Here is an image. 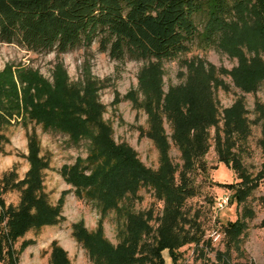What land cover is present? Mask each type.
I'll return each mask as SVG.
<instances>
[{
    "label": "rangeland",
    "instance_id": "obj_1",
    "mask_svg": "<svg viewBox=\"0 0 264 264\" xmlns=\"http://www.w3.org/2000/svg\"><path fill=\"white\" fill-rule=\"evenodd\" d=\"M225 4L232 11L225 23L220 18L211 26L212 42L196 41L177 60L115 61L98 42L63 55L0 42V211L20 205L25 187L17 184L37 159L46 165L43 196L58 214L53 225L31 229L13 244L15 264H50L54 246L69 264H106L93 260L74 233L101 231L114 247L133 245L130 216H141L152 230L140 244H154L171 208L150 174L179 189L189 177L190 194L174 230L179 239L200 241L182 248L175 261L168 256L167 264H264V0ZM196 22L202 32L206 18ZM58 101L80 119H101L109 139L147 171L137 193L107 214L64 173L79 164L90 174L91 140L76 143L38 123L39 108L57 109ZM221 158L233 160L235 169ZM103 178L114 186L115 175ZM237 190L240 204L214 208ZM169 196L176 205L181 195ZM215 230L218 242L210 236ZM24 241H31L27 248ZM0 264H9L7 256Z\"/></svg>",
    "mask_w": 264,
    "mask_h": 264
},
{
    "label": "trees",
    "instance_id": "obj_2",
    "mask_svg": "<svg viewBox=\"0 0 264 264\" xmlns=\"http://www.w3.org/2000/svg\"><path fill=\"white\" fill-rule=\"evenodd\" d=\"M225 2L226 0H0V42L16 44L36 53L56 52L58 55L81 47L88 49L98 42L100 50L108 53L115 61L177 60L189 54L196 41L212 42L211 26L220 18L226 22L228 17L225 16L232 11ZM198 16L206 18L202 32L196 22ZM56 106L58 108L52 110L39 108L38 123L65 131L76 143L83 138L91 140V152L87 158L88 165L93 168L90 174L85 175L86 171L79 164L64 172L68 176V183L75 186L81 196L86 194L89 200L98 201L103 213L107 214L109 210L117 208L127 195L137 193V181L140 178L150 176L159 196L165 197L171 208L158 230L153 246L148 243L140 244L143 235L148 237L152 231L147 223L143 224L141 216H130L128 219L127 231L130 230L129 235L137 240L133 245L114 247L100 236L101 231L91 235L82 229L74 233L77 240L87 247L93 260L106 264H167L168 256L175 261L182 248L191 243H199L198 238L190 237V240H185L184 235L179 239L178 231L174 230L177 221L183 218L181 208L184 198L190 194L188 176L180 180H183V189L175 188L166 179L154 174L147 176V171L132 160V154L127 149L109 139L101 119L89 114L80 119L71 109L66 110L59 101ZM194 159L198 160V156ZM219 162H225L235 169V163L231 159L227 161L221 158ZM192 165H196V162ZM45 167L41 161L34 159L27 178L17 184L25 187L20 205L0 211V225L7 221L6 232L0 227L3 241H0V262L7 256L9 264H15L13 244L31 229L56 222L58 214L47 204L42 193L41 175ZM109 175L116 177L111 188L103 183V177L108 179ZM225 186L234 188L232 184ZM173 192L181 195L177 197L176 205L169 196ZM234 201L240 204L238 190L230 203ZM238 221L230 224L236 225ZM30 243L31 241H24L23 248H27ZM50 264H69L66 252L54 246Z\"/></svg>",
    "mask_w": 264,
    "mask_h": 264
},
{
    "label": "built area",
    "instance_id": "obj_3",
    "mask_svg": "<svg viewBox=\"0 0 264 264\" xmlns=\"http://www.w3.org/2000/svg\"><path fill=\"white\" fill-rule=\"evenodd\" d=\"M229 203H230V195H225L221 200L216 202V207L218 209H224L229 205ZM210 236L215 242H218L221 238V234L217 230L213 231Z\"/></svg>",
    "mask_w": 264,
    "mask_h": 264
}]
</instances>
